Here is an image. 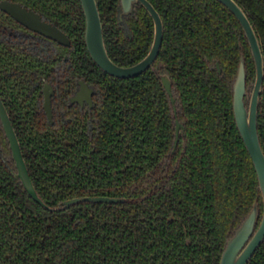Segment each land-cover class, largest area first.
Masks as SVG:
<instances>
[{"label": "trees", "instance_id": "16d2710c", "mask_svg": "<svg viewBox=\"0 0 264 264\" xmlns=\"http://www.w3.org/2000/svg\"><path fill=\"white\" fill-rule=\"evenodd\" d=\"M13 1L38 11L71 38L61 77H82L100 92L93 135L84 121L49 126L27 94L39 76L56 80L58 59L42 60L0 41V95L38 194L51 207L90 193L128 201L45 209L12 175L0 152V264H220L230 230L255 201L263 205L233 112L231 85L242 53L248 80L256 73L236 17L217 0H149L163 20L158 60L181 97L186 146L180 144L173 170L145 197L146 192L133 189L158 170L173 139L168 101L156 73L118 79L103 72L86 48L80 0ZM96 1L110 57L120 66L138 62L154 36L148 11L139 5L122 24L120 0ZM236 1L264 55V0ZM20 28L0 11L6 38L20 37L15 35ZM217 60L221 76L213 68ZM67 80L62 81L63 98L70 91ZM258 133L264 151V82ZM0 146L8 152L1 130ZM248 264H264V241Z\"/></svg>", "mask_w": 264, "mask_h": 264}, {"label": "water", "instance_id": "95a60500", "mask_svg": "<svg viewBox=\"0 0 264 264\" xmlns=\"http://www.w3.org/2000/svg\"><path fill=\"white\" fill-rule=\"evenodd\" d=\"M217 1L229 9V11L239 21L250 46L256 70L255 81L253 82L251 88V85L248 86L247 84L246 59L244 53H242L237 74L232 85V90L233 111L236 125L252 158L258 177V187L262 194V219L258 225L260 218V205L256 201L250 212L235 230L234 234L227 239L220 262V264H247L264 240V151L258 133L259 102L264 82V55L257 33L248 18V15L237 3V1ZM81 3L86 17V45L92 59L102 70L114 77L131 78L138 76L153 65L158 57L162 45L163 21L160 14L149 0H120L123 14H130L133 11L134 6L141 4L150 13L155 25L154 40L149 53L140 62L128 67L119 66L110 58L108 54L105 45L102 19L97 1L81 0ZM0 7L29 29L56 40L61 44L68 45L70 43L64 32H62L57 26L44 21L42 17L33 10L27 9L19 3L10 1H2L0 3ZM218 68L220 71L219 64ZM161 79L168 95L172 97L173 91L169 74L161 75ZM0 120L4 134L9 142V148L17 170L13 173L14 176L21 182L22 186L36 202L43 207L50 209L37 193L30 178L20 143L1 97ZM176 140L178 141V133ZM84 201L115 203L123 200L108 197L74 198L61 203L60 207H57L54 210L68 208Z\"/></svg>", "mask_w": 264, "mask_h": 264}, {"label": "flooded vegetation", "instance_id": "af4514ba", "mask_svg": "<svg viewBox=\"0 0 264 264\" xmlns=\"http://www.w3.org/2000/svg\"><path fill=\"white\" fill-rule=\"evenodd\" d=\"M2 1H10V2H14V3H19L23 7L30 9V10H33L34 12L39 14L44 21H46L52 25L57 26L62 32H64L66 34V36L68 37V39L70 41V43L68 45H64V44H61V43L57 42L56 40H53V39H51V38H49V37H47L41 33L33 31V30L29 29L28 27H26L25 25L18 22L14 17H12L10 14H8L4 10H2L0 7V11L5 13L6 15L10 16L18 25H20L22 27L18 30L19 32H15V35L16 34L20 35V37H16L14 39L6 38L5 33L1 31L0 32V41H5L6 43L11 42L14 45H16L17 48L24 50L25 52H28L31 55L38 56L42 60H52L53 58H56V60L58 59V61H55L56 63L58 62V64L53 65V69L55 71L54 77L56 78V80L52 79V78L49 79L46 76H39V77L35 76V77H38L39 79L33 84L32 91L29 94H27V96H30L31 102L35 104V108H36L35 113L36 114L38 113V115L41 116L42 120H44L49 126H51L53 128H59V126L61 124H67L68 122L70 123V122L76 121L75 123H77L79 121L80 122L84 121L83 124H85V125L87 124L86 125L87 131L89 133H91V135H93V131L95 130L93 122L96 121V115L95 114L97 111L98 98L100 97V92H99L98 88L95 86V84L91 83L90 81H87L86 79H84L82 77H77L74 79L70 78V77L64 79L63 77H61V75H62L61 70H63L62 66L69 61V54L65 53V51L72 48L71 38L58 25H56L55 23L44 18V16L41 13H39L38 11H36L30 7H27L18 1L1 0L0 3ZM81 5H82V3H81ZM139 5H141V4H137L136 6H134L133 11L130 14H123L122 13V7L120 4L119 22L123 24V23H125L126 19L130 18L131 16H134L136 14L137 7ZM141 6H143V5H141ZM149 15H150V13H149ZM84 16H85V14H84ZM151 18H152V16H151ZM152 20H153V18H152ZM153 24H154V21H153ZM85 30H86V17H85ZM103 32H104V30H103ZM22 35H23V37H22ZM154 35H155V25H154ZM163 37H164V24H163ZM84 39H85V32H84ZM104 39H105V37H104ZM153 40H154V36H153ZM153 40H152V43H153ZM162 42H163V40H162ZM152 43H151V46H152ZM85 44H86V40H85ZM105 45H106V43H105ZM151 46H150L147 54L149 53ZM86 48H87V45H86ZM161 48H162V45H161ZM161 48H160V51H161ZM106 49H107V47H106ZM87 51L89 53L88 48H87ZM147 54L143 58H141L138 62H140L142 59H144L147 56ZM159 54H160V52H159ZM159 54H158L157 59L153 63V65L151 67H149L147 70H145L144 72H142L141 74H139L138 76L131 77V78H118V77H114V76L107 73L108 75H110L114 78H118V79H133V78H137V77L141 76L142 74H144L145 72H147L149 70H152L156 73V75L160 81V84H161V86L165 92L167 101H168V106H169L170 115H171V119H172V129H173L172 147L165 154V156L162 158V160L159 161L160 166H159L158 170L156 169L154 171L148 172L145 181H143V183L141 184V187L139 186V184L135 185L133 190L140 191L139 193H145L146 192L145 197L148 196L147 194L150 193L154 188L159 186L166 179L168 174L173 170V168L175 166V163H174L175 156H176V153L179 149L180 144H182L183 147L186 146V142L184 139L185 135H186V119L183 116V111H182L183 107H182L181 97L178 93L177 87L175 85V82H174L170 72L166 69L164 64L158 60ZM89 55H90V53H89ZM90 57H91V55H90ZM91 59H92V57H91ZM59 60H61L62 62H60ZM93 62L97 65V63L94 60H93ZM138 62H136V63H138ZM239 62H240V60H239ZM136 63H134V64H136ZM134 64H131L128 66H132ZM213 64H214L213 68H215L217 73L221 76L222 75V68L220 65V61L217 60ZM218 64L220 66V71L218 68ZM128 66H122V67H128ZM102 71L105 72L104 70H102ZM164 74H169V76H170L172 91H173L172 97L168 95L165 87L163 86L161 75H164ZM63 80H67V83L69 84V87H70V91H68L67 93L63 92L64 98L62 97L61 90H62V87L66 83L62 82ZM254 81H255V78H254V80H248V72H247V84H248V86L251 85L250 87L252 88V84ZM233 82H234V80H233ZM233 82H232V85H233ZM232 85H231V88H232ZM250 92H251V90H250ZM232 94H233V90H232ZM0 97H1V95H0ZM1 99H2V97H1ZM2 101H3V99H2ZM3 103H4V101H3ZM4 106L7 110L5 103H4ZM7 113L10 117L8 110H7ZM10 121L12 123L11 117H10ZM12 126L15 130L16 135H17L16 129H15L13 123H12ZM0 130L2 131L3 136L6 140L7 146H8V152H6V153H4L2 151V148L0 146V152L2 153V159L10 166L11 173L14 176L13 173L16 172L17 170H16L15 162L12 158L11 150L9 148V142H8V140L4 134L3 128H2L1 120H0ZM81 131L82 130H80V133H81ZM177 133H178V141L176 140L177 139ZM17 138H18V141L20 143L18 135H17ZM176 141H177V144H176ZM79 142H82V141H79ZM20 147H21V143H20ZM21 150H22V148H21ZM22 153H23V151H22ZM23 157H24V155H23ZM24 160H25V158H24ZM26 165H27V163H26ZM27 168H28V166H27ZM28 171H29V169H28ZM29 175H30V173H29ZM30 178H31V176H30ZM87 197H108V198L122 199L123 201H119V202H115V203L84 201V202L72 205L68 208H64L61 210L69 209L73 206H76V205H79L82 203L117 204V203H124V202L128 201V199L126 197L110 196V195L97 194V193H90V194H86V195H80V196L68 198V199L60 201L54 207L48 206L46 204V202L43 199L42 200L45 202L46 206H48L50 208L48 210L52 209V211H61V210H54V209L57 207H60L61 203L65 202V201H68V200H71L74 198H87ZM262 203H263V201H262ZM252 207H253V205H252ZM44 208L47 209L46 207H44ZM262 212H263V205H262V207L260 206V218H259L258 225L262 219ZM244 218H242L240 220V222L236 225V227L232 228L230 230V232L228 233V236H227L226 241H225L224 249L226 246L227 239L230 238L234 234L235 230L238 228V226L241 224V222ZM258 225H257V227H258ZM263 241H262V243H263ZM261 244H260V246H261ZM259 247L257 248V250L259 249ZM224 249H223V251H224ZM256 251H255V253H256ZM253 256H252V258H253ZM221 258H222V256H221ZM220 262H221V260H220Z\"/></svg>", "mask_w": 264, "mask_h": 264}]
</instances>
